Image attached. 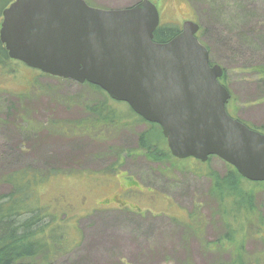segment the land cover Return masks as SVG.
I'll use <instances>...</instances> for the list:
<instances>
[{"label": "rangeland", "instance_id": "obj_1", "mask_svg": "<svg viewBox=\"0 0 264 264\" xmlns=\"http://www.w3.org/2000/svg\"><path fill=\"white\" fill-rule=\"evenodd\" d=\"M141 1L86 0L102 9ZM151 2L161 25H200V42L224 69L232 95L228 112L264 129V0ZM17 70L16 76L0 68V195L15 171H56L41 185L40 199L60 218L77 220L81 240L53 264L229 263L224 222L230 219L223 220L210 175H225L227 162L218 156L152 160L141 149L142 135L166 153L167 139L153 123L137 120L126 102L113 101L129 115L128 124L89 125L87 106L102 100L101 93L23 62ZM252 188L264 218V182ZM192 212L197 231L187 227ZM245 251L264 263V235H248Z\"/></svg>", "mask_w": 264, "mask_h": 264}, {"label": "water", "instance_id": "obj_2", "mask_svg": "<svg viewBox=\"0 0 264 264\" xmlns=\"http://www.w3.org/2000/svg\"><path fill=\"white\" fill-rule=\"evenodd\" d=\"M151 0L121 9L86 0H14L3 11L0 40L9 57L64 79L92 83L161 126L171 155L206 162L218 156L253 182H264V133L227 110L232 97L197 36L183 22L168 42L154 33Z\"/></svg>", "mask_w": 264, "mask_h": 264}, {"label": "trees", "instance_id": "obj_3", "mask_svg": "<svg viewBox=\"0 0 264 264\" xmlns=\"http://www.w3.org/2000/svg\"><path fill=\"white\" fill-rule=\"evenodd\" d=\"M12 1L14 0H0V23L4 9ZM180 32L181 28L177 24H160L154 33V40L168 42ZM19 64L20 61L9 57L0 40V68L4 71L8 69L16 75ZM224 77L221 82L228 88ZM85 84L103 95L102 100L88 104L87 110L92 118L85 123L92 125L95 122H104L108 126H119L130 122L128 114H122L115 109L113 101H122L114 100L97 85L89 82ZM129 109L137 114L130 106ZM138 118L137 120L146 121L140 115ZM250 126L264 133L263 128ZM152 127L155 130L157 128L158 132L162 131L157 123H153ZM140 145L146 156L152 160L175 159L170 152L161 150L156 142L146 139L145 134L141 137ZM227 165L228 171L225 175H210L213 179L212 193L218 200L223 220L225 216L230 219L224 222L225 238L232 248L228 264H264L260 256L250 259L245 251L248 235H264V218L252 188L258 182L242 177L232 165ZM54 172L56 171L42 173L37 170H19L7 175L6 184L9 189L0 195V264H53L58 257L79 246L81 231L77 220L70 219L67 215L60 218L59 214L52 212L51 207L40 199L41 185ZM188 217L190 221H187V227L197 231L196 214L192 212Z\"/></svg>", "mask_w": 264, "mask_h": 264}, {"label": "flooded vegetation", "instance_id": "obj_4", "mask_svg": "<svg viewBox=\"0 0 264 264\" xmlns=\"http://www.w3.org/2000/svg\"><path fill=\"white\" fill-rule=\"evenodd\" d=\"M182 29V28H181ZM224 77V76H223ZM144 119V118H143ZM145 120V119H144Z\"/></svg>", "mask_w": 264, "mask_h": 264}]
</instances>
